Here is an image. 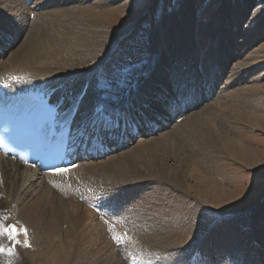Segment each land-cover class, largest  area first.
Listing matches in <instances>:
<instances>
[{
  "label": "bare ground",
  "instance_id": "6f19581e",
  "mask_svg": "<svg viewBox=\"0 0 264 264\" xmlns=\"http://www.w3.org/2000/svg\"><path fill=\"white\" fill-rule=\"evenodd\" d=\"M90 1L91 0H81L80 2L83 4L84 2L87 3ZM104 1L106 0L97 1L96 5L99 6L100 10L98 12L96 10L94 11L95 15L91 17L89 25L84 26L81 23V26L77 27L75 23L79 22L78 16H82V13L80 14V12H77L78 10H73L72 8L71 10L66 7L67 4L74 3L75 0H36L30 7H28L23 0H0V49H2L0 51V89L7 95L34 93L42 99H50L51 103L55 107H58L57 127L59 130H64L71 125V150L72 152H77L78 157V159L67 168V171L53 175L31 167H25L13 159L0 155V208L7 210L10 214L18 215V212H20L18 216L21 217H30L35 214L38 218H41L37 210L42 206H50V217L53 218V227H56V220L60 219L62 216L68 217V211L71 212L73 208L72 205L76 202L73 200V196V203L67 202V196L65 197L66 202L63 201L64 197L62 199V196H60L61 198L58 196L63 192L69 195L67 190L69 188H67L68 184H66V181L69 180L70 183L75 179V176L80 178V182H82L81 179H84L87 190L90 189L91 192V188L95 185L97 189L98 186H100L99 188L102 187L101 189L108 192H105V194H108V196L110 195L112 199L116 200L118 205H124L133 200L135 201L138 199L137 197L140 193L143 194L145 186L136 185L133 182H137V179H143L144 177L140 172L137 173V170H131L126 163H128L127 160L129 159L139 162L140 159H143V156L145 157L144 153L147 152L146 149L150 147L153 149H167L168 147L171 148V146H176L177 142H185L186 149L182 156L190 158L191 161H186V169L184 168V171L182 170L183 168H177V171L169 173L168 175L177 183L179 182L176 179L175 173L178 171L184 174L187 173L186 171H189L192 178L195 179H198L196 176L199 175L200 181L198 180L194 187L196 186L198 190L203 193L201 195L204 199L203 202L210 200V198L216 200L214 202H217V199L221 197L220 193L212 191L210 188V180L208 179L209 177L206 178V176H203V172L201 171V167L205 166V163L211 162L210 149L216 150L218 153H226L242 164L249 163L248 165H250V163H253L256 167L260 165L259 160L250 162L251 156L246 147L240 142L230 139V137L225 135L220 129V126H223L224 122H231V120L226 119L227 112L224 114V110L225 107L229 105V100L232 103L235 101V95L232 93L235 86L250 79L252 80L251 82H254V91L246 92L245 94L244 92L242 93V97L244 99L247 98V100L242 101L240 98V102L249 107L251 104V95L262 88L259 82L263 80L262 78L264 75H261L262 77H253V71H251L252 68L259 65L260 62L255 61L251 64L247 63L249 65L245 70L237 66L230 72L225 85H223L221 91L218 92L220 96L216 99L218 100L216 104L218 107L216 106L215 108V112L217 113L214 112L213 116L218 123H210V105H206V103L211 95L214 94V86L221 80V76L226 68L225 60L229 54L225 51L219 53L218 50L221 48L215 50L211 47L212 45H210L209 42L210 26L206 30H201L196 33L191 27L192 25L187 18V14H185L181 23H175L177 32L173 35L175 38H167L169 29H164V27L159 29L157 33L159 37H153L152 41L154 47H151V50L153 49L151 53L158 55V62L155 64V68L151 75L147 80L144 79V82L130 95V98H127L124 102L114 103L111 97L107 98L104 97V95L97 96V93L94 92L96 86L103 85L97 79L100 75L107 74L103 70L106 69L109 60L119 69L122 65L126 67L125 65L128 63L122 59L123 57L126 56L125 58H127V61L131 59L132 62L141 61L143 63V57L147 55V52L139 49L134 55H131L128 54L129 52L124 54L125 52H122L120 49L115 51L114 45L116 43L122 44L125 42L126 39L124 35H127V33L123 32L122 29L115 30L109 26H113L117 18L128 16L129 12L126 6L128 3L117 8H109L107 2H105L107 3L106 5H102ZM112 1L113 0H108L110 3ZM235 2L238 6L242 7H248L251 3L256 4V2H252L251 0H235ZM51 6L57 7V9L51 14L48 13L49 15H46V17H42L38 13V11L43 8L45 9ZM60 7L63 8L61 9ZM32 13L35 14L36 19L40 20L39 25L37 23V25H35L34 22H31L30 14ZM251 25H253V22ZM200 33H202L203 36H201ZM248 35L249 34L246 33L244 37L247 38ZM217 38L219 37H216V39ZM22 39L24 42L18 50L12 51L7 49L8 45L6 44L12 46L17 41L19 42V40L22 42ZM219 39L218 41H221V38ZM228 40L230 44V38ZM134 48L136 49L138 47L134 46L133 50ZM245 50L246 45H243L241 52ZM214 51L215 53H213ZM197 53L198 55L196 56ZM219 56L221 59H219ZM253 56L254 55L251 54L249 58ZM257 56L260 57L259 55ZM147 72H149V70ZM103 78L105 77L103 76ZM107 85L108 83L106 85L104 83L105 87H107ZM81 93H85V95L83 97V102L79 105V111L74 115H70L68 112L70 101L73 97ZM168 102H171L170 107L168 106ZM202 105H206V107L201 110L200 107ZM100 106L107 110V114L110 117V121L105 127L116 126L117 123L119 125L118 130L114 134L104 135L101 134L98 129L93 131L90 125L86 130L88 117L95 107ZM146 112L152 114L151 119L145 117ZM246 115L247 116H244L243 119L244 122L247 124H254L256 129L259 127L264 129L263 116L254 111L246 113ZM219 123H221V125ZM166 124H172V132L167 134L163 133L160 135L161 137H159V139H154L152 141L148 139V136L155 133L158 129H164ZM140 134L142 135L139 138L140 142L138 141V146L136 145L137 148L134 147V149L132 148L130 151H126V154H122L123 157L119 158L118 153L126 149L127 145H131L129 141L135 139V137ZM90 151H92V154L89 153ZM175 156H178V161L183 165L185 161H183V158L181 159L182 156L179 154ZM195 159H202V161L201 163H195ZM178 167H180V165ZM153 172H157L156 176L164 177L162 170H153L147 172V175H151ZM98 173L105 175V178L108 179H102V176L100 174L98 176ZM80 182L78 184L79 186H81ZM84 183L82 182L81 184ZM129 185L132 186L129 187ZM101 189L99 191H102ZM65 190H67V192ZM70 191L72 192V190ZM79 191L78 193L83 192ZM99 191H97L98 193L96 194L93 191L94 195L99 194ZM102 193L104 194V192ZM68 197L71 198V196ZM225 197L229 198L230 194L225 193ZM105 198H107V196ZM107 199L106 201H108ZM113 207L115 208V206ZM87 208L89 207L87 206ZM88 210L91 214L92 211H94L92 208V211L90 209ZM150 215L151 214H146L142 220V223L145 225V231L142 232L144 246L170 248L169 246L172 245L174 247L183 245L177 238L184 235L186 228L180 229L177 224L179 218L174 219V221H169L176 227V231H172L171 229L164 230L166 229H163L165 225L160 227L155 226L153 224L155 221L153 223H148L151 221L150 218L152 215ZM154 215H156L155 218H152L154 220L161 221L166 218L163 219L161 216L162 213L160 214V212L159 214L153 213V216ZM165 221L168 222L167 219H165ZM157 224L160 225L159 223ZM53 227L52 229H55ZM186 234H188L187 231ZM28 235L30 234L28 233ZM34 236L35 235L29 237L34 239L36 236L40 238L42 235L36 234V236ZM187 237H189V235H187ZM59 240L58 245H56L57 251L55 253L52 251V253L46 256L41 255L42 257L37 254L27 260L29 262L31 260V262H35V264H40L39 261L41 259L43 264H62L61 256L63 253H65V255L67 253L65 245L67 238L63 240L60 235ZM2 243L3 241L0 240V244ZM29 243L34 244L33 241H29ZM126 243L129 244L126 246V249L129 248L130 255L132 254L134 257L137 254L143 256L145 252L152 251L144 246L137 247V249L130 248V246L135 245V243L129 242L128 239ZM217 245H215V248L210 247L205 250V252L208 253V257L210 255L212 256V254L216 255ZM163 250H159V252ZM165 253L166 252L163 254ZM259 254L261 255V253ZM157 255L159 254L157 253ZM260 255L259 259L254 257L244 262H246V264H263L264 262ZM7 256H9V258L5 259L6 264H24V262H22L20 258L18 259L17 256H14V254H8ZM180 257L181 256H179V258ZM193 257L194 255H191V257H187V260L184 258L185 264H210L208 259H206L208 261L205 263L202 262L200 258L196 259V262L193 263V261H191ZM216 260L217 259H213L212 262Z\"/></svg>",
  "mask_w": 264,
  "mask_h": 264
},
{
  "label": "rangeland",
  "instance_id": "374dc122",
  "mask_svg": "<svg viewBox=\"0 0 264 264\" xmlns=\"http://www.w3.org/2000/svg\"><path fill=\"white\" fill-rule=\"evenodd\" d=\"M23 1H25L28 7L36 2V0ZM80 1L81 0H75L74 3L67 4L66 6L67 8L78 10L77 12H80V14L82 13V16L79 14V16L77 15L79 20L78 23H75L77 27H80L81 23L84 26L89 25L91 17L95 15L94 11L96 10L98 12L100 10L99 6L96 5L99 0H91L83 4ZM251 1L256 2V4L251 3L248 7L238 6L235 0H113L111 3L108 2V0L104 1L102 5L108 3L107 6L109 8H117L128 3L126 5L129 12L128 16L117 18L114 25L109 26L115 30L122 29L123 32L127 33V35H124L126 39L125 42L122 44L116 43L114 45L115 51L120 49L122 52H125L124 54L129 52L128 54L134 55L135 52L141 49L142 51H146L147 55L143 57V63L141 61L132 62L131 59H129L131 62L127 61L125 56L122 59L128 63L125 65L126 67L121 64L122 66H120L119 69L109 60L105 69L106 71L103 70L107 74L103 75L101 73L102 75L97 79L103 85L96 86L94 92L97 93V96L104 95V97L107 98L111 97L114 103L124 102L127 98H130V95L138 89L144 82V79L147 80L151 75L155 68V64L158 62V55L151 53L153 50H151V47H154L152 41L153 37H159L157 33L159 29L164 27V29H169L167 38H175L173 36L177 33L175 23H181L183 16L187 14V18L192 25L191 27L196 33L201 30H206L210 26L209 42L210 45H212L211 47L215 50L221 48L218 50L219 53L225 51L229 54L225 60L226 68L221 76V80L214 86V94L212 93L213 95L208 99V104L206 103V105H210V123H218L213 116L216 106L218 107V105H216L218 100L216 99L220 96L218 92H220L222 86L225 85L230 72L237 66L245 70L249 64L259 61L260 64L254 66L251 70L253 71L252 76L258 77L264 75V0ZM60 8L62 9L63 7ZM55 9H57V7L51 6L45 9L43 8L38 11V13L42 17H46V15L51 14ZM30 20L34 22L35 25L40 24V20L36 19L33 13L30 14ZM252 22L253 25H251ZM246 33L249 34L247 38L244 37ZM200 35L203 36L202 33H200ZM216 37L221 38V41H218L220 39H216ZM23 42L24 40L22 39V42L19 40V42L17 41L12 46L6 44L8 45L7 49L16 51L21 47ZM243 45H246V50L241 52ZM134 46L138 48H134L133 50ZM1 50L2 49H0V51ZM213 53H215V51ZM251 54L254 56L249 58ZM197 55L198 53L196 56ZM219 59H221V57ZM148 70L149 72H147ZM103 76L105 78H103ZM262 79L263 80L259 82L262 88L251 95L250 107L243 105L240 102V98L242 101L247 100V98L244 99L242 97V93L244 92L245 94L246 92L254 91V82H251L252 80L250 79L233 88L232 93L235 95V101L232 103L229 100V105L225 107L224 110V114L227 112L226 119L231 120V122H224L223 126H220L221 131H223L225 135L229 136L230 139L240 142L246 147L251 156L250 162L259 160L260 165L256 167L253 163H250V165H248L249 163L242 164L226 153H218L216 150L210 149L211 162L205 163V166H203L204 168L201 167V171L203 172L201 173L203 176H206V178L209 177L208 179L210 180V188L212 191L220 193L221 197L217 199V202H214L216 200L212 198L203 202L204 199L201 196L203 193H201L196 186L194 187L195 183H197L198 180L200 181L199 175L196 176L198 179H195L192 178L189 171H186V174L178 171L175 174L180 184L169 177V173H174L179 168H183L182 170L184 171L186 169V161H191L190 158L182 156L186 149L185 142L176 141V146H171V148L166 147L167 149H153L150 147L146 149L147 152L144 153L145 157L143 156V159H140L139 162L129 159L127 160L128 163H126L131 170H137L136 172H140L144 177L143 179H137V182H133L136 185L145 186L143 194L140 193L137 197L138 199L135 201L133 200L130 203L127 202L124 205H118L116 200L112 199L110 195L108 196V194H105L106 191L101 189L102 187L99 188L100 186L97 185V189L95 185L91 188V192L90 189L87 190L84 179H81V181L85 186L81 184L80 178L75 176V179L70 183L69 180L66 181V184H68L67 188L72 190V192L67 189L69 195L63 192L64 194L59 193L60 195L58 196H62V199L64 197L63 201L65 202L66 200L70 203L76 202L73 203L74 205H72L73 208L71 212L68 211V217L62 216L60 219L56 220V227H53V218L50 217V206H42L37 210L41 218H38L35 214L30 217H21L18 216L20 215L18 211L16 212L19 214L15 215L0 208V223L13 224L17 225L19 229H27L26 237L22 232H20L17 237L21 241V244L13 248L14 256H17L18 259L20 258L24 264H35V262L32 263L31 260L29 262L27 259L37 254L46 256L52 253V251L55 253L57 251L56 245H58L60 241L59 236L61 235L63 240L67 238L65 241L67 253L66 255L63 253L61 256L62 264H148L149 262V264H173V259L174 264H185L183 259L186 258L187 260V257H191V255H194L192 259L190 258L193 263L196 262V259L200 258V260L205 263L209 260L208 262L210 264H223L224 262V264H246L244 261H247L249 258L256 257L259 259V253H261L260 256H262V261L264 262V129L261 127L256 129L254 124H247L243 120L244 116H247L246 113L251 111L264 117V77ZM104 83L105 85L108 83L107 87L104 86ZM206 105H202L200 107L201 110L206 107ZM219 124L221 125V123ZM172 129V124H166V127L162 129L163 131L158 129L155 133L149 135L148 139L150 141L159 139V137H161L160 135L163 133H170ZM141 135L142 134L130 140L129 142H131V145H127L126 149L120 151L118 157L122 158L123 155L126 154V151H130L132 148L134 149V147L137 148ZM177 154L181 155V159L183 158V161H185L183 165L178 161V156H175ZM221 154L225 155L222 156ZM194 161L195 163H201L202 159H195ZM179 165L180 167H178ZM153 170H162L164 177L156 176L157 172L147 175V172ZM99 174L101 175V173H98V176ZM101 176L102 179L105 178V175ZM79 182L82 187L78 185ZM131 186L129 185V187ZM100 189L102 191H99ZM67 190L65 191L67 192ZM78 191L83 192L78 193ZM93 191L95 194L98 193L97 191L100 193L94 195ZM102 192H104L105 195ZM225 193H229L230 197H225ZM66 196L68 199L66 198L65 200ZM68 196H71V198ZM72 196L74 197V201L72 200ZM106 196L108 199L105 198ZM106 199L108 201H106ZM87 206L89 208H87ZM111 206H115V208ZM91 208L94 211H92ZM88 209L92 211V214ZM159 212L160 214L162 213L161 216L163 219L166 217L165 219H167L168 222H166L165 219L161 221L152 219L156 216H153V213L159 214ZM146 214L152 215L150 218L151 221L148 223H153L155 221L153 223L155 226L160 227L165 225L163 229H166L164 230L171 229L172 231H176V227L169 221H174V219L179 218V223L177 222L178 226L180 229L186 228L185 230L188 234H186L185 231L184 237L180 236L177 239H179L178 241L185 247L183 245L175 247L172 245L169 246L170 248L144 246L142 232L145 231V225L142 223V220ZM52 227L55 229H52ZM28 233L30 235H28ZM36 234L42 236L39 238ZM32 235H35L39 239L35 236L34 239L29 237ZM187 235H189V237H187ZM113 236L120 237L124 242L117 244ZM25 239H27L28 242L33 241L34 244L31 243L30 247H24L23 241ZM127 239L129 242L135 243V245H131L130 248L137 249V247L144 246L152 251H147L149 254L145 252L143 256L137 254L136 256L138 257H134L132 254L130 255L129 248L126 249V246L129 245L126 243ZM0 240L3 241L2 245L4 247H12L11 243L6 238H0ZM215 245H217L216 255L212 254V256L210 255L208 257V253H206L205 250L210 247L215 248ZM173 247L177 248L174 249ZM159 250L163 251L159 252ZM164 252L169 254H163ZM157 253L159 255H157ZM8 254V252L0 253V264H6L5 259L9 258V256H7ZM179 256L181 257L179 258ZM213 259L217 260L212 262ZM41 260L39 263L43 264Z\"/></svg>",
  "mask_w": 264,
  "mask_h": 264
},
{
  "label": "snow or ice",
  "instance_id": "6c2138e0",
  "mask_svg": "<svg viewBox=\"0 0 264 264\" xmlns=\"http://www.w3.org/2000/svg\"><path fill=\"white\" fill-rule=\"evenodd\" d=\"M84 95L85 93H81L71 99L70 108L68 109L70 115H74L79 111V105L83 102ZM168 106L169 107L171 106V102H168ZM145 117L147 119H151L152 114L150 112H146ZM109 121H110V117L107 114V110L102 106L95 107L91 115L88 117V125H86V130L90 125L93 131L98 129V131L104 135L114 134L118 130L119 125L117 123L116 126L105 127V125L108 124ZM65 171H67V169H57V172H65ZM20 232H22L25 235V237L27 236L26 228L19 229L17 225L0 223V238H6L12 245V247L6 248L2 244H0V253L8 252L9 254H14L13 248L21 244V241L17 238ZM113 239L117 244L124 242L120 237L117 236H113ZM23 246L30 247V243L27 241V239L23 241Z\"/></svg>",
  "mask_w": 264,
  "mask_h": 264
}]
</instances>
